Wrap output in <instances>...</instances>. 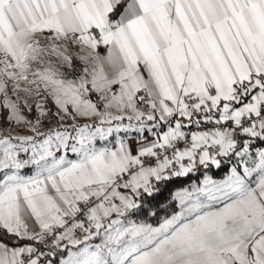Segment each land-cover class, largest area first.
Segmentation results:
<instances>
[{
  "label": "snow or ice",
  "instance_id": "snow-or-ice-1",
  "mask_svg": "<svg viewBox=\"0 0 264 264\" xmlns=\"http://www.w3.org/2000/svg\"><path fill=\"white\" fill-rule=\"evenodd\" d=\"M0 264H264V0H0Z\"/></svg>",
  "mask_w": 264,
  "mask_h": 264
},
{
  "label": "trees",
  "instance_id": "trees-1",
  "mask_svg": "<svg viewBox=\"0 0 264 264\" xmlns=\"http://www.w3.org/2000/svg\"><path fill=\"white\" fill-rule=\"evenodd\" d=\"M211 174L213 176L219 177V176L224 175L225 173L223 171L213 169ZM201 177H202L201 173L197 172L195 174H190L189 177H184V178H179V179L174 180L173 182L167 185V187L163 191V194L159 197L160 203L163 204L168 209V212L170 213L172 208L175 207V202L171 201L172 193L180 187L191 184L194 180L195 181L200 180ZM164 215H165V211L161 210L159 213V217L152 218L148 222L156 224L159 218L163 217Z\"/></svg>",
  "mask_w": 264,
  "mask_h": 264
},
{
  "label": "rangeland",
  "instance_id": "rangeland-1",
  "mask_svg": "<svg viewBox=\"0 0 264 264\" xmlns=\"http://www.w3.org/2000/svg\"><path fill=\"white\" fill-rule=\"evenodd\" d=\"M210 174H211V173H210ZM211 175H212V174H211ZM223 176H224V175L219 176V177L213 176V178H215V179H222ZM200 179H202V177H201ZM198 181H199V180H197V181L194 180L193 182H198ZM193 182H192V183H193ZM187 186H188V185H187ZM187 186H183V187H187ZM183 187H180V188H183ZM180 188H178V189H180ZM178 189H176V190H178ZM176 190H175V191H176ZM154 225H155V224H154Z\"/></svg>",
  "mask_w": 264,
  "mask_h": 264
},
{
  "label": "built area",
  "instance_id": "built-area-1",
  "mask_svg": "<svg viewBox=\"0 0 264 264\" xmlns=\"http://www.w3.org/2000/svg\"><path fill=\"white\" fill-rule=\"evenodd\" d=\"M205 127H206V128H207V127H210V125H209V126H205Z\"/></svg>",
  "mask_w": 264,
  "mask_h": 264
}]
</instances>
